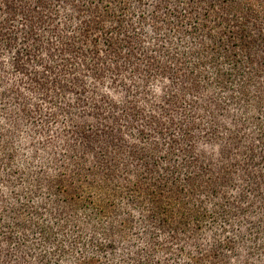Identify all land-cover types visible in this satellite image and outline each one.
Returning <instances> with one entry per match:
<instances>
[{"label":"trees","instance_id":"obj_1","mask_svg":"<svg viewBox=\"0 0 264 264\" xmlns=\"http://www.w3.org/2000/svg\"><path fill=\"white\" fill-rule=\"evenodd\" d=\"M0 4L10 21L29 23L24 38L34 22L58 38L62 27L60 37L82 42L63 50L106 56L90 69L105 87L134 88L132 97L151 89L167 106L192 109L177 121L166 107L162 132L180 139L164 147L128 130L147 146L117 137L56 158L35 155L0 125L1 264H203L193 232L208 222L210 248L233 252L238 217L257 220L238 236L264 264V0ZM235 179L248 195L240 209L218 191Z\"/></svg>","mask_w":264,"mask_h":264},{"label":"rangeland","instance_id":"obj_2","mask_svg":"<svg viewBox=\"0 0 264 264\" xmlns=\"http://www.w3.org/2000/svg\"><path fill=\"white\" fill-rule=\"evenodd\" d=\"M9 18L7 8L0 4V125L12 129L26 149H32L35 155L56 158L59 153L82 144L90 143L98 148L104 141L117 137L140 148L147 146V142L134 139L128 132L135 136L139 129L146 131L147 139L158 141L160 147L180 139L177 134L162 132L167 126L166 113L171 107L175 120L186 121L191 117V108L176 107L172 101L167 106L154 99L151 89L139 88L132 97L128 92L134 88L128 87L126 91L113 86L107 88L90 72L106 56L83 57L78 48L63 50L61 47L69 42L81 45L82 42L74 41L68 33L60 37L64 34L62 27L58 29V38L56 33L49 36L34 22V34L24 38L29 23ZM102 72L108 75L106 70ZM233 182L218 191L226 193L231 206L244 208L248 195L236 190L242 188L240 179ZM225 200L219 193L217 201ZM252 221L257 222L252 217L234 220L228 234L233 252L217 253L210 248L214 230L210 223L195 230L190 240L203 247V264H262L259 258L248 256L239 242L242 227H248ZM234 253L240 258H234Z\"/></svg>","mask_w":264,"mask_h":264}]
</instances>
